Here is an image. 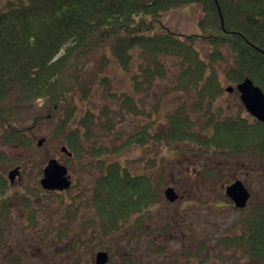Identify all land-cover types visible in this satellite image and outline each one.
<instances>
[{
  "label": "trees",
  "instance_id": "16d2710c",
  "mask_svg": "<svg viewBox=\"0 0 264 264\" xmlns=\"http://www.w3.org/2000/svg\"><path fill=\"white\" fill-rule=\"evenodd\" d=\"M182 4L200 6L199 34L178 33L160 22L163 11ZM156 24L161 29L154 32ZM202 42L210 47L205 58L196 47ZM97 54L98 64H93ZM109 56L128 75L129 90L111 89L112 80L105 73ZM220 63L225 64L223 76L229 83L235 86L249 78L264 94V0H8L0 11V195L8 187L1 166L19 164L14 152L35 153L38 148L34 129L39 123L36 111L42 110L46 119H55L52 138L71 153L65 154L69 164L84 157L96 161L100 172L90 198L96 228L108 238L137 215L135 227L161 197L160 182L147 174H132L118 162H105L102 157L108 150L90 141L98 139L90 130L95 125L110 130L113 110L137 114L135 97H147L157 79L175 65L173 89L182 101L164 112L161 122L156 116L152 133L146 125L128 141L188 143L214 153L255 157L263 196L237 209L241 230L221 244L245 259L235 257L230 264H264V124L249 115H222L215 104L223 91ZM98 89L117 107L107 102L95 114L82 106ZM7 150L13 152L9 159ZM37 191L63 192L40 184ZM5 206L0 205L1 218L9 214ZM125 234L128 241L136 237L135 231L125 229ZM66 236L58 232V240ZM76 238L81 239V233ZM70 247L77 256V247ZM129 252L126 245L118 261L109 256L106 264H134ZM19 263L17 257H9L8 264Z\"/></svg>",
  "mask_w": 264,
  "mask_h": 264
},
{
  "label": "rangeland",
  "instance_id": "374dc122",
  "mask_svg": "<svg viewBox=\"0 0 264 264\" xmlns=\"http://www.w3.org/2000/svg\"><path fill=\"white\" fill-rule=\"evenodd\" d=\"M7 1L0 0V11L6 8ZM201 13L199 5L182 4L163 11L159 20L172 31L199 34L197 21ZM160 29L156 24L154 32ZM196 47L203 58L207 57L210 47L205 42ZM99 57L97 54L92 63L98 64ZM224 69L223 63L217 66L223 91L215 104L222 115L248 117L238 93L225 91L226 87L235 86L223 76ZM176 71L177 66H171L165 77L157 79L147 97H135L137 114L113 110L110 130L104 131L99 125L90 130L98 137L90 141L108 150L102 157L105 162H118L130 173L147 174L161 185V197L148 206L137 225L133 227L138 216H131L108 238L94 225L90 201L93 180L100 172L96 161L84 157L80 162L73 160L69 164L67 156L59 151L58 141L52 138L55 119H46L44 111H36L39 123L34 129V142L43 137V144L37 146L35 153L14 152L13 156L20 160L21 171L12 184L7 182V190L0 195V205L9 209L8 215L0 217V264H8L11 256L17 257L19 264H94V255L99 250L106 251L114 262L119 260L117 254L126 245L134 264H230L235 257L245 260L240 253L221 244L225 237L241 230L236 224L241 211L225 196L224 187L239 179L251 194L249 203L257 202L263 196L258 160L248 153H214L188 143L162 144L148 139L134 145L128 141L130 134L142 131L146 125L152 133L156 116L161 122L164 112L180 104L181 95L173 89ZM105 73L112 80L113 91L129 90L128 75L111 58ZM106 96L99 89L92 90L82 106L98 114L108 102ZM107 104L117 107L112 100ZM6 153L9 159L13 152ZM50 158H55L68 171L71 186L63 192L37 191L41 171ZM13 167L7 164L1 169L6 176ZM168 186L178 195L173 202L163 195ZM125 229L130 233L135 231L136 237L128 241L129 234L123 235ZM58 232L67 233L64 241L58 240ZM76 233H81V239L76 238ZM71 244L77 247V256Z\"/></svg>",
  "mask_w": 264,
  "mask_h": 264
},
{
  "label": "water",
  "instance_id": "95a60500",
  "mask_svg": "<svg viewBox=\"0 0 264 264\" xmlns=\"http://www.w3.org/2000/svg\"><path fill=\"white\" fill-rule=\"evenodd\" d=\"M233 87L228 86L225 91L232 92ZM239 93V98L245 110L254 117L257 121L264 124V94L259 87L254 85L249 78L243 79L235 86ZM43 138L37 140V146H41ZM60 151L70 156L65 146L60 147ZM19 166L14 167L7 173L8 180L14 181V178L19 175ZM40 186L45 190L63 191L71 185V180L67 174V169L64 165L59 164L55 158L47 160L43 168L42 178L39 180ZM224 194L228 197L235 208L242 209L250 197V192L239 179L233 180L224 188ZM164 198L170 202L178 198L175 190L168 186L163 190ZM108 253L106 251H97L94 256V264H106L108 261Z\"/></svg>",
  "mask_w": 264,
  "mask_h": 264
},
{
  "label": "flooded vegetation",
  "instance_id": "af4514ba",
  "mask_svg": "<svg viewBox=\"0 0 264 264\" xmlns=\"http://www.w3.org/2000/svg\"><path fill=\"white\" fill-rule=\"evenodd\" d=\"M13 182H14V181H13ZM13 182H12V183H13ZM9 183H11V182H9ZM12 183H11V184H12Z\"/></svg>",
  "mask_w": 264,
  "mask_h": 264
}]
</instances>
